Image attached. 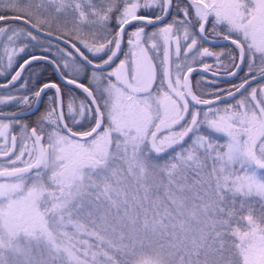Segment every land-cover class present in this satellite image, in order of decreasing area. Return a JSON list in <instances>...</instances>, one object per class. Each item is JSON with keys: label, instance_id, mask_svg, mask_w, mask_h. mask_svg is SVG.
I'll return each instance as SVG.
<instances>
[{"label": "snow or ice", "instance_id": "obj_1", "mask_svg": "<svg viewBox=\"0 0 264 264\" xmlns=\"http://www.w3.org/2000/svg\"><path fill=\"white\" fill-rule=\"evenodd\" d=\"M0 264H264V0H0Z\"/></svg>", "mask_w": 264, "mask_h": 264}]
</instances>
